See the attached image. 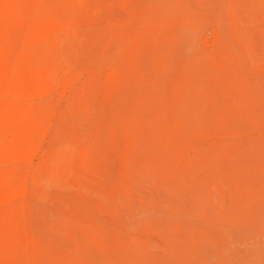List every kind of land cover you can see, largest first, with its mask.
I'll use <instances>...</instances> for the list:
<instances>
[{"label":"rangeland","instance_id":"obj_1","mask_svg":"<svg viewBox=\"0 0 264 264\" xmlns=\"http://www.w3.org/2000/svg\"><path fill=\"white\" fill-rule=\"evenodd\" d=\"M0 9V264H264V0Z\"/></svg>","mask_w":264,"mask_h":264},{"label":"bare ground","instance_id":"obj_2","mask_svg":"<svg viewBox=\"0 0 264 264\" xmlns=\"http://www.w3.org/2000/svg\"><path fill=\"white\" fill-rule=\"evenodd\" d=\"M8 16H10V14L8 13V12H4L3 10H1L0 9V35H2V31H3V26H2V24H1V18H5V17H8ZM219 24V23H218ZM181 31H183V30H181ZM187 33V32H186ZM192 33V32H191ZM183 34H185L184 32H183ZM184 36V35H183ZM180 39H182V37L180 38ZM1 44V43H0ZM0 53H1V45H0ZM1 57V56H0ZM149 66V65H148ZM0 67H2V66H0ZM244 74V73H243ZM16 78V77H15ZM152 90V89H151ZM128 91V90H127ZM251 92V91H250ZM258 93V92H257ZM259 96V95H258Z\"/></svg>","mask_w":264,"mask_h":264}]
</instances>
